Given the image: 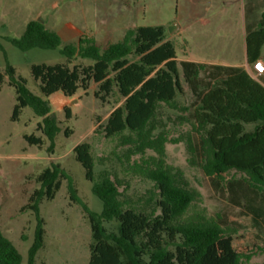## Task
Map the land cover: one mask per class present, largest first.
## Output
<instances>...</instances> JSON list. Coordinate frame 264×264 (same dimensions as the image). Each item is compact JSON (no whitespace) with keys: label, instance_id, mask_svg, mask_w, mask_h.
<instances>
[{"label":"trees","instance_id":"16d2710c","mask_svg":"<svg viewBox=\"0 0 264 264\" xmlns=\"http://www.w3.org/2000/svg\"><path fill=\"white\" fill-rule=\"evenodd\" d=\"M261 4L264 7V0ZM6 40L22 52L58 50L65 58L63 64L30 65L39 94L30 91L27 81L6 64L0 86L7 78L14 91L11 121H19L23 110L29 109L40 119L36 130L51 151L61 129L49 98L60 93L71 99L78 91L87 95L94 84L97 100L116 95L123 102L93 133L115 140V147L124 149L125 174L152 184L144 199L132 200L126 194L127 181L105 167L110 156L99 157L97 163L104 167L94 172L91 144L76 145L73 159L102 209L97 213L88 208L58 163L27 177L36 185L21 207L36 222L27 264H35L44 244L39 205L53 200L63 181L69 199L81 207L89 225L86 264H244L249 260L250 256L228 245L225 218L219 213L208 215L198 206L199 191L181 169L168 164L166 145H183L187 166L202 172L215 192L264 232V75L253 79L239 67L177 61L162 26L128 29L120 41L100 48L83 36L76 44L63 45L59 35L33 20L19 39ZM245 46L252 67L264 56V10L245 27ZM76 57L91 63L71 64ZM185 87L188 98L180 102ZM65 117L69 118L67 109ZM70 133L64 130L66 137ZM23 139L38 149L43 145V139L32 134ZM231 171L234 174L229 176ZM110 222L115 223V231L105 228L104 223ZM22 261L18 249L0 232V264Z\"/></svg>","mask_w":264,"mask_h":264},{"label":"rangeland","instance_id":"374dc122","mask_svg":"<svg viewBox=\"0 0 264 264\" xmlns=\"http://www.w3.org/2000/svg\"><path fill=\"white\" fill-rule=\"evenodd\" d=\"M262 10L261 0H0V72L6 64L11 65L16 76L27 81L30 91L39 94L37 83L29 74L30 65L65 63L58 50L22 52L6 40L19 39L26 24L33 20L59 35L63 45L76 44L83 36L93 39L100 48L120 41L128 29L162 26L178 61L240 65L245 63L246 56L245 27L251 19L257 20ZM71 25L80 33L74 32ZM79 63L87 65L91 61L76 57L71 64ZM95 89L92 84L87 95L78 91L70 103L57 99L56 94L50 98L61 131L49 151V142L36 130L40 119L29 109L23 110L19 121L10 120L14 91L7 85V78L0 86V232L22 255L21 264H27L36 225L31 212L21 211L36 187L27 177L58 163L71 177L78 197L88 208L97 213L102 209L101 202L91 192V184L84 178L82 167L73 159L72 149L76 145L91 144L96 160L94 172L104 167L98 165L97 159L110 156L105 167L127 181L126 194L132 200L144 199L152 189L150 182L124 173L125 160L121 156L124 149L116 148L115 140L93 133L123 102L116 95L101 102L93 97ZM184 90L180 102L188 98L186 87ZM65 109L69 118L65 117ZM65 129L71 132L68 137L64 135ZM30 134L43 139L40 149L24 141L23 135ZM166 152L168 164L181 169L190 186L199 191L198 206L205 208L208 215L219 213L225 218L230 229L228 245L250 256L244 264L264 262V232L258 231L249 217L241 215L237 207L215 192L202 172L187 166L183 145L167 144ZM233 174L231 171L229 176ZM39 210L45 236L35 264H86L90 229L81 207L69 199L66 181L53 200L40 203ZM104 226L115 231L113 222Z\"/></svg>","mask_w":264,"mask_h":264},{"label":"crops","instance_id":"0c3cea01","mask_svg":"<svg viewBox=\"0 0 264 264\" xmlns=\"http://www.w3.org/2000/svg\"><path fill=\"white\" fill-rule=\"evenodd\" d=\"M71 29L74 31V32H76V33H80V30L77 28V27H75L74 25H71ZM246 47V46H245ZM259 59H264V56H261ZM178 61V60H177ZM204 64H207V63H204ZM216 65H222V66H232V67H239V68H241V69H243L251 78H253L254 79V77H253V72H252V69H251V67L249 66V64L247 63V61H246V56H245V63L244 64H240V65H227V64H223V63H220V64H216ZM57 96H56V98L57 99H62V100H68V102L70 103L71 102V100H72V98L71 99H68V98H65L62 94H60V93H55ZM55 94H53V95H55ZM53 95H51V97L53 96ZM77 95V94H76ZM75 95V96H76ZM50 97V98H51ZM50 98H49V100H50Z\"/></svg>","mask_w":264,"mask_h":264},{"label":"built area","instance_id":"2783aa9c","mask_svg":"<svg viewBox=\"0 0 264 264\" xmlns=\"http://www.w3.org/2000/svg\"><path fill=\"white\" fill-rule=\"evenodd\" d=\"M253 77L257 79L259 76L264 75V59L256 60L252 67Z\"/></svg>","mask_w":264,"mask_h":264}]
</instances>
